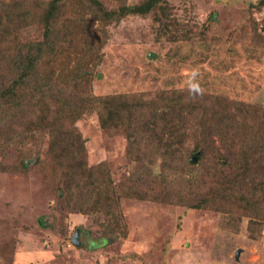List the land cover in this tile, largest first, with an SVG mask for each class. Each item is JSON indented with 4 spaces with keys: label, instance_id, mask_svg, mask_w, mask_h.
<instances>
[{
    "label": "rangeland",
    "instance_id": "obj_1",
    "mask_svg": "<svg viewBox=\"0 0 264 264\" xmlns=\"http://www.w3.org/2000/svg\"><path fill=\"white\" fill-rule=\"evenodd\" d=\"M22 1L0 0V6H31ZM144 1L95 0L90 6L87 0H41L35 22L30 25L20 26L28 22V17L13 16L1 28L4 20L0 13V32L4 27H14L17 38L27 41L61 9L63 17L59 18L57 29L68 25L67 34L55 40L61 55L56 56L57 60L44 56L37 77L50 67L67 65L62 84L72 91L75 102L79 95L76 97L72 86L79 83L72 81L70 68L79 65L92 71L85 88L94 98L138 93L153 96L157 90L198 87L211 95L264 109V37L256 38L252 24L253 20L264 24V11L252 13L250 7L258 0H162L172 18L182 24L181 28H187L181 34L189 40L176 34L170 42L159 36L157 26L163 23L159 9L101 25L105 13ZM158 15L161 20L156 22ZM260 24L257 32L264 35V25ZM194 34L203 38L190 40ZM66 39L70 47L66 46ZM84 52L91 54L74 65L73 57ZM100 99L74 125L84 144L86 165L102 166L103 189L108 191L105 209L108 214L121 215L122 229L115 228L116 224L103 212L95 208L92 211L89 205L88 213L83 205L78 208L75 191L76 203L56 198L52 181L37 172V167L22 169L17 165L19 152L31 149L40 158L48 150V135L36 132L44 114L41 106L35 110L22 107V118L2 123L3 129L13 138L38 140H29L25 147L9 146L2 156L0 264H264V224L259 237L250 238L245 216L237 224L230 220L231 226L225 230L223 221L227 215L221 212L150 199L158 189L172 195L187 188L191 199L203 196L217 185L218 178L211 176L212 171L197 166L198 152H194L189 160L196 164L195 168H162L159 160L147 165L155 175H162L154 182L146 175L145 159L128 155L125 130L115 124L101 127L98 115L107 112V105ZM249 123L245 119V124ZM256 125L241 129L236 122L239 141L245 139L246 144L264 146L259 139L250 137L261 126L255 128ZM32 161L26 159L25 163L29 166ZM3 165L9 169L4 171ZM261 171L264 176V167ZM76 230L79 234L74 243Z\"/></svg>",
    "mask_w": 264,
    "mask_h": 264
},
{
    "label": "trees",
    "instance_id": "obj_2",
    "mask_svg": "<svg viewBox=\"0 0 264 264\" xmlns=\"http://www.w3.org/2000/svg\"><path fill=\"white\" fill-rule=\"evenodd\" d=\"M25 2L31 6L14 8L6 5L7 3L6 6H0L4 20L1 28L9 24L13 16L28 17V22L21 23V27L35 22L38 8L42 6L41 0H23L22 4ZM86 3L91 6L95 0H87ZM250 7L252 13H260L264 11V0H258ZM155 9L162 13L163 23L157 26L159 36L171 42L176 39L172 35L178 34L182 39L189 40L181 34L188 31L187 28H181L182 24L172 18L170 9L162 0H146L131 8L121 7L117 11L107 12L100 20L103 22L101 25H109L127 15H147ZM62 17L61 9L58 8L50 23L43 30H36L27 41L17 38L14 27L8 26V30L4 27L0 32V167L2 156L9 146L25 147L29 146V140H38L22 136L14 137L18 138L15 140L6 128L4 131L2 123L9 124L11 119H21L22 107L35 110L41 106L44 114L40 122L38 118L39 128L36 132L48 135V150L42 152L40 158L31 149L23 154L19 152L21 156L16 158L17 165L22 169L37 167V172H42L41 174L52 181L56 198L70 203L76 195L80 205L78 208L81 209L83 205L88 213L91 211L89 205L92 211L95 208L98 212H103L105 217L116 224L115 228L121 230V215L108 214L105 209L108 191L103 189L105 175L101 171L102 166L86 165L84 144L74 125L80 115L91 111L100 99L94 98L85 88L89 83L88 78H92V71L79 65V68H70L71 74H74L72 81L79 83L78 86H72L76 97L79 95L77 102L73 99L72 91L62 84L63 76L68 71L67 65L66 68L50 67L41 77H37L41 71L39 69L43 67L44 56L57 60L59 58L56 56L61 55L55 40L66 35L68 31V25L57 29V22ZM158 19L155 21L161 20L159 15ZM211 19L213 20L212 17ZM260 23L252 21L253 33L257 39L264 37L257 32ZM261 30H264V26ZM196 35L190 40L203 38ZM66 41V46H69V41ZM90 54L84 52L80 57H73L74 65L82 63V57H89ZM15 90L20 93L16 94ZM151 96L149 93H138L101 98L100 102L107 105V112L98 115L101 127L107 128L115 124L125 130L127 153H130L128 155H137L136 160L145 159L146 175L154 182L159 181L162 175H155L148 166L159 160L164 168H195L196 164L189 159L194 152H198L197 166L202 170L212 171L211 176L217 177L218 183L203 196L201 194L192 199L187 188L182 193L179 190L172 195L165 192V189H158L150 199L175 205L184 204L189 209L221 212L222 215H227L223 221L225 230L231 226L230 220L237 224L238 219L245 216L248 218V236L258 238L264 224V176L260 173L264 167V146L254 145V142L246 144L245 139L239 141L235 124L239 122L241 129L253 127L256 123L261 125L259 128L256 125L257 129H254L250 137L254 136V139H259L264 145V109L240 101L226 100L201 91L198 87L157 90ZM211 108L216 110L212 111ZM245 119L250 123L245 124ZM262 122L263 124H259ZM32 146L36 149L34 144ZM30 158L33 161L27 166L25 160ZM242 160L245 162L242 163ZM8 169V166L3 167L4 171ZM184 177L185 175L181 176Z\"/></svg>",
    "mask_w": 264,
    "mask_h": 264
},
{
    "label": "water",
    "instance_id": "obj_3",
    "mask_svg": "<svg viewBox=\"0 0 264 264\" xmlns=\"http://www.w3.org/2000/svg\"><path fill=\"white\" fill-rule=\"evenodd\" d=\"M76 237H78V230L75 231V233H74V235H73V237H72V241H73L74 243H76Z\"/></svg>",
    "mask_w": 264,
    "mask_h": 264
},
{
    "label": "flooded vegetation",
    "instance_id": "obj_4",
    "mask_svg": "<svg viewBox=\"0 0 264 264\" xmlns=\"http://www.w3.org/2000/svg\"><path fill=\"white\" fill-rule=\"evenodd\" d=\"M78 234H79V232H78Z\"/></svg>",
    "mask_w": 264,
    "mask_h": 264
}]
</instances>
